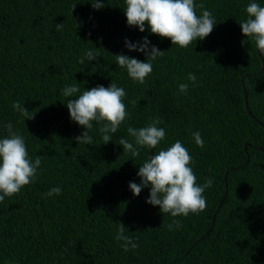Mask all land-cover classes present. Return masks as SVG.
Returning <instances> with one entry per match:
<instances>
[{"label":"trees","instance_id":"1","mask_svg":"<svg viewBox=\"0 0 264 264\" xmlns=\"http://www.w3.org/2000/svg\"><path fill=\"white\" fill-rule=\"evenodd\" d=\"M99 2L104 7L93 9L90 0H0V139L11 122L29 157H42L38 178L0 202V264H264V57L251 41L241 43L239 26L252 0H202L216 26L186 49L147 26H127L124 0ZM145 37L165 53L138 84L115 55L145 61L124 44ZM90 49L99 57L78 63ZM190 72L197 86L187 81ZM111 82L127 93L128 117L107 144L96 122L93 144L77 143L85 129L70 119L67 101ZM180 83H189L187 94H178ZM73 84L81 92L65 97ZM17 100L34 119L23 122L12 108ZM155 117L166 132L158 148L124 153L118 141L132 142L127 128ZM177 140L192 156L197 183L213 179L199 215L161 214L146 203L149 188L133 196L128 187L140 183L139 166L150 155ZM57 186L60 195L44 196ZM173 219L182 227L169 231ZM119 222L138 248L125 252L114 239Z\"/></svg>","mask_w":264,"mask_h":264},{"label":"clouds","instance_id":"2","mask_svg":"<svg viewBox=\"0 0 264 264\" xmlns=\"http://www.w3.org/2000/svg\"><path fill=\"white\" fill-rule=\"evenodd\" d=\"M93 9H100L104 4L99 0H90ZM124 15L127 26L136 27L140 32L145 31V26L151 34L162 39H168L171 45L180 49H186L197 40H203L211 34L216 26L215 18L205 4L197 5L196 0H124ZM75 5L72 7L74 9ZM197 8L201 14H197ZM245 12L247 18L239 26L242 35L247 38L242 44L251 41L259 55L264 57V6L252 0ZM62 28V24H57ZM125 47L128 51L142 52L146 60L140 61L130 58L125 54H116V65L126 70L128 77L138 84H145L146 79L153 70V61L164 55L165 51L159 50L145 37L138 43L125 39ZM99 57V52L94 49L87 50L80 57L78 63L94 61ZM187 81L192 86H197V77L194 73L187 74ZM189 83L178 85V94H187ZM81 92L79 84L65 87L62 93L65 97H72ZM127 95L124 88L118 87L111 82L108 87L97 85L90 90H83L75 99H69L66 103L69 117L77 125L85 129L79 136L75 137L77 143L92 145L93 139L89 131L93 128V122L99 127L102 134L103 144L112 140L113 134L117 132L129 113L124 103ZM139 101H130L133 107L138 106ZM14 111L28 120L34 119V114L17 100L12 104ZM163 120L155 117L151 122L141 128L128 127V139L120 138L118 144L122 146L124 153H130L132 157L140 155V149H156L164 140L166 132L164 128L158 127ZM7 136L0 139V202L6 197L10 198L18 194L22 188L31 184L38 178L37 170L41 166L42 157L35 159L29 157L25 139L17 131L11 122L4 125ZM196 145L203 147L201 134L192 133ZM192 156L187 148L177 140L170 147L160 149L155 155L139 166L137 176L140 183L130 182L128 187L133 196H139L141 190L149 188V196L146 203L159 206L161 214H169L171 217H187L189 214L199 215L206 207L204 192L211 188L213 179L208 177L201 185L197 183L196 174L191 165ZM62 189L53 187L46 197L60 195ZM182 227L178 219H173L168 224L169 231ZM128 231L123 223L119 222L114 239L120 247L127 252L138 248V243L125 234ZM122 242V243H120Z\"/></svg>","mask_w":264,"mask_h":264},{"label":"water","instance_id":"3","mask_svg":"<svg viewBox=\"0 0 264 264\" xmlns=\"http://www.w3.org/2000/svg\"><path fill=\"white\" fill-rule=\"evenodd\" d=\"M257 53H258V51H257ZM258 55H259V53H258ZM242 87H243V84H242ZM243 92H244V98H246V96H245V90H243ZM246 111H247L248 115H251L250 112L248 111L247 106H246ZM245 146H246V145H245ZM226 188H227V187L225 186V191H224V193H223V196H222L221 202H222L223 199L225 198V195H226ZM221 202L219 203V206H220ZM200 239H202V237H201Z\"/></svg>","mask_w":264,"mask_h":264}]
</instances>
